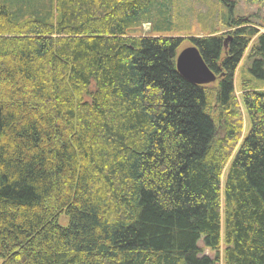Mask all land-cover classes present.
<instances>
[{
	"label": "trees",
	"instance_id": "obj_1",
	"mask_svg": "<svg viewBox=\"0 0 264 264\" xmlns=\"http://www.w3.org/2000/svg\"><path fill=\"white\" fill-rule=\"evenodd\" d=\"M248 23L188 38L154 31L152 0H0V264H264ZM186 40L216 82L178 71Z\"/></svg>",
	"mask_w": 264,
	"mask_h": 264
},
{
	"label": "rangeland",
	"instance_id": "obj_2",
	"mask_svg": "<svg viewBox=\"0 0 264 264\" xmlns=\"http://www.w3.org/2000/svg\"><path fill=\"white\" fill-rule=\"evenodd\" d=\"M152 6L157 29L154 28V31L158 33L181 34L182 37L188 38L204 36L214 30L218 31L215 34L219 32L227 34L229 31L224 28L228 26L230 19L241 16L250 20L247 26L264 34V3L248 0H152ZM145 25V32L150 33V23ZM256 39L255 36L250 44L256 43ZM191 44L186 40L179 50ZM249 49L234 74V91L237 96L241 95L243 88V73L246 77L259 81L257 87H264V84L260 83L264 82V79L257 78L256 74L249 71L253 67L254 60L258 59L248 57ZM263 65L261 64L262 67ZM246 128L250 129V121H247ZM62 222L65 223L66 219L63 218ZM205 251L209 253L207 249Z\"/></svg>",
	"mask_w": 264,
	"mask_h": 264
},
{
	"label": "water",
	"instance_id": "obj_3",
	"mask_svg": "<svg viewBox=\"0 0 264 264\" xmlns=\"http://www.w3.org/2000/svg\"><path fill=\"white\" fill-rule=\"evenodd\" d=\"M178 71L194 84H210L216 81V73L207 65L196 45L183 48L176 59Z\"/></svg>",
	"mask_w": 264,
	"mask_h": 264
},
{
	"label": "bare ground",
	"instance_id": "obj_4",
	"mask_svg": "<svg viewBox=\"0 0 264 264\" xmlns=\"http://www.w3.org/2000/svg\"><path fill=\"white\" fill-rule=\"evenodd\" d=\"M216 82V81H215ZM214 83V82H213Z\"/></svg>",
	"mask_w": 264,
	"mask_h": 264
}]
</instances>
